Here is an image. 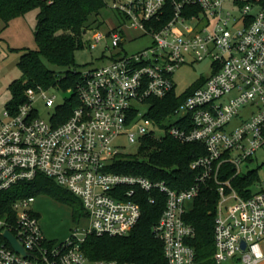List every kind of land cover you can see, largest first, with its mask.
<instances>
[{"label": "built area", "instance_id": "built-area-1", "mask_svg": "<svg viewBox=\"0 0 264 264\" xmlns=\"http://www.w3.org/2000/svg\"><path fill=\"white\" fill-rule=\"evenodd\" d=\"M103 1L116 24L103 20L102 27L87 31L85 40L88 47L109 52L107 63L80 72L78 105L69 117L49 95L55 87L27 89L26 102L17 109L5 107L0 116V193L45 176L81 200L89 224L56 243L46 237L32 209L36 198L19 200L0 216V264H135L91 260L82 245L91 235H130L142 216L143 193L151 204L155 193L166 198L154 227L166 264H196L189 244L196 232L184 217L203 188H215L219 195L215 263L264 264V184L260 179L245 188L248 197L232 184L243 175V164L264 153V3ZM142 38L151 40L150 47L129 54L127 47ZM205 60L212 62L213 73L176 109L171 117L176 122L165 128L148 119L150 100L175 91V72ZM39 102L52 112L50 123L38 117ZM161 128L181 143L205 147L206 154L191 165L198 171L193 185L175 191L165 181L109 170L123 155L117 145L121 138L142 144L147 136L161 139ZM225 164L235 173L222 181ZM7 231L30 255L14 249L4 237Z\"/></svg>", "mask_w": 264, "mask_h": 264}, {"label": "trees", "instance_id": "trees-1", "mask_svg": "<svg viewBox=\"0 0 264 264\" xmlns=\"http://www.w3.org/2000/svg\"><path fill=\"white\" fill-rule=\"evenodd\" d=\"M264 3V0H255ZM106 8L103 0H0V19L6 25L17 17H23L33 10H39L35 38L36 50H28L21 56L18 64L22 81L10 86L11 100L8 109H17L26 102L29 88L49 89L55 87L72 91L69 98L57 110L65 109V116L78 105L75 96L80 72L70 69L76 66L78 51L88 47L85 40L87 31L93 26L102 27V10ZM68 68L61 75L57 70ZM201 87V86H199ZM198 87V88H199ZM196 90V89H195ZM195 90L182 97L173 91L164 99H151L147 118L165 127V122L174 115L180 104ZM167 128V127H165ZM206 154L205 147L199 143H181L170 136L161 139L145 137L137 156L119 155L109 170L120 174L140 175L152 181H165L175 191H182L195 183L197 170L192 163ZM235 169L225 164L220 180L232 179ZM260 180L258 171L238 176L232 184L239 193L248 197L245 188ZM48 195L68 203L85 216L82 202L54 180L39 175L36 180L20 184L9 191L0 193V216L9 212L14 203L29 197ZM156 203H150V195H141L142 216L137 227L125 237L88 236L82 245L85 255L91 260H117L135 264H166L163 244L155 236L154 227L160 220L166 206L165 195H154ZM219 202L215 188H203L193 207L185 215V221L194 227L195 236L189 244L196 253V264H216L214 223ZM76 213V211H75Z\"/></svg>", "mask_w": 264, "mask_h": 264}, {"label": "rangeland", "instance_id": "rangeland-1", "mask_svg": "<svg viewBox=\"0 0 264 264\" xmlns=\"http://www.w3.org/2000/svg\"><path fill=\"white\" fill-rule=\"evenodd\" d=\"M38 13L39 10H33L23 17L14 18L8 25L0 19V116H2L6 104L11 100L10 86L14 82L22 81V73L18 66L21 56L28 50L38 48L35 38ZM101 17L108 23L116 24L115 14L110 9L104 8ZM102 32L106 33L107 29H102ZM88 38L91 39V35ZM150 44L151 40L149 38H142L128 46L127 51L129 54H135L150 47ZM108 56L109 52L103 46L95 49L86 47L76 53V66L70 70L72 72H84L89 69L100 68L107 63L105 57ZM54 69L61 75L68 70V68L59 69L57 67H54ZM212 73V62L209 60L189 62L183 65L173 75L176 95L182 97L204 85ZM71 94L72 91L61 89H52L49 92L50 96H56L57 104H64L66 99L71 97ZM36 109L38 117L49 123L51 122L52 112L45 107L43 102L37 103ZM175 122L176 118L173 117L165 122V127L168 128ZM166 134L165 128L157 129V137L164 138ZM117 145L124 156H137L141 148V143L133 144L126 138H121ZM250 171H258L261 179L260 184H264V153H258L254 161L242 165L241 172L243 175ZM32 209L38 215L46 237L56 243L62 242L71 236L77 228H87L89 224L88 219L81 214V211L48 195L36 197Z\"/></svg>", "mask_w": 264, "mask_h": 264}, {"label": "water", "instance_id": "water-1", "mask_svg": "<svg viewBox=\"0 0 264 264\" xmlns=\"http://www.w3.org/2000/svg\"><path fill=\"white\" fill-rule=\"evenodd\" d=\"M4 237H5V238L11 243V245L14 247V249H15L17 252H19V253H21V254H23V255H26V256L30 255V254H28V253L26 252V250L20 245V243L17 241V239L14 237V235H13L12 233H10V232L7 231V232L4 234ZM242 247H243V249H245V243H243Z\"/></svg>", "mask_w": 264, "mask_h": 264}]
</instances>
